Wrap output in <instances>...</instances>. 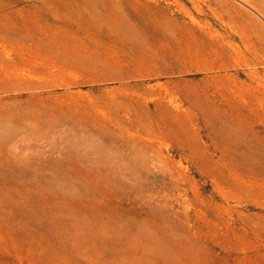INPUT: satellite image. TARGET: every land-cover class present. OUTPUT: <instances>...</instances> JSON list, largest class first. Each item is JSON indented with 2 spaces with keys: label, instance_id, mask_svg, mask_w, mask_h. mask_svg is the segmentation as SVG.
Listing matches in <instances>:
<instances>
[{
  "label": "rangeland",
  "instance_id": "rangeland-1",
  "mask_svg": "<svg viewBox=\"0 0 264 264\" xmlns=\"http://www.w3.org/2000/svg\"><path fill=\"white\" fill-rule=\"evenodd\" d=\"M264 0H0V264H264Z\"/></svg>",
  "mask_w": 264,
  "mask_h": 264
},
{
  "label": "bare ground",
  "instance_id": "bare-ground-1",
  "mask_svg": "<svg viewBox=\"0 0 264 264\" xmlns=\"http://www.w3.org/2000/svg\"><path fill=\"white\" fill-rule=\"evenodd\" d=\"M259 12H264V9H258Z\"/></svg>",
  "mask_w": 264,
  "mask_h": 264
}]
</instances>
